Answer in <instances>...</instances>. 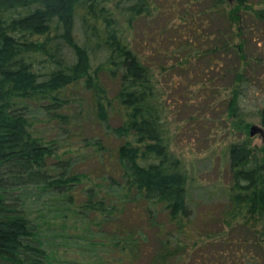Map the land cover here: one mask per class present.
Wrapping results in <instances>:
<instances>
[{
	"label": "trees",
	"instance_id": "trees-1",
	"mask_svg": "<svg viewBox=\"0 0 264 264\" xmlns=\"http://www.w3.org/2000/svg\"><path fill=\"white\" fill-rule=\"evenodd\" d=\"M259 2L0 0V264H76L56 260L53 219L31 215L28 190L61 204L54 217L69 211L97 228L103 239L84 240L112 259L95 264L144 261L149 239L123 218L129 207L153 229L147 264H264V50L251 47L264 34ZM147 21L158 31L143 33L149 49L176 29L186 52L178 65L158 45L155 59L137 51L133 37ZM189 57L205 58L202 75L177 79L201 112L192 123L222 122L233 135L225 203L205 236L192 224L189 175L173 148L180 129L163 91L166 71L185 69ZM32 107L50 131L37 127ZM96 126L102 138L85 134ZM85 150L98 162L93 171L81 167ZM154 208L166 221H155Z\"/></svg>",
	"mask_w": 264,
	"mask_h": 264
},
{
	"label": "rangeland",
	"instance_id": "rangeland-1",
	"mask_svg": "<svg viewBox=\"0 0 264 264\" xmlns=\"http://www.w3.org/2000/svg\"><path fill=\"white\" fill-rule=\"evenodd\" d=\"M259 1V0H253ZM256 7H264V0H261ZM166 14V13H165ZM167 16V14L165 15ZM175 22V20H174ZM146 25V26H145ZM142 23L137 28V33H135L134 43L138 52L146 53L151 59H155L157 55L154 54L153 47L157 46L161 53L167 51L168 65L179 62L186 56V52L182 49L180 42L177 40L176 29L175 31H166L164 37L155 40L153 46L150 49L147 46L146 39H142L143 33H148L147 30H151L149 33H154L155 36L158 35V31L152 29L149 22ZM144 29V30H142ZM173 32V33H171ZM175 33V35H174ZM161 34V35H163ZM173 34V35H172ZM153 36V35H152ZM169 36V40L165 37ZM189 38H193L194 34L189 32ZM255 40H259L258 46L256 41L251 43V47H257L258 50L253 49L252 53H256L264 50V34L256 35ZM150 42V41H149ZM177 47L179 49H177ZM144 49V51H143ZM190 62L186 64L185 69H181L175 66L164 74L176 81L170 84V80L166 81V87L163 89L165 91V97L172 103L173 116L171 121H173L172 129L176 131L180 129L179 133L173 140V148L175 152L181 156L187 168L189 175L188 183V204L191 209V220L192 224L200 229L203 236L217 229L216 217L222 206L225 203V185L228 182L227 176V153L226 145L230 142L231 136L227 134V129H222L216 126V124H211L210 120L201 122L205 123L204 129H202L198 122L192 123L199 116L201 117V112L197 110V106L192 103L190 99L185 95V84L181 81L180 83L177 79L181 80V77H197L202 75V69L205 67V58L200 57L197 59L190 58ZM188 61V58L185 59ZM261 77L259 80L262 85H264V70L261 71ZM163 77V76H162ZM180 84V85H178ZM264 87V86H263ZM190 90V89H189ZM187 91V93L189 92ZM174 102V103H173ZM31 113L36 119V125L41 130L50 131L51 125H48L45 114L39 108L32 107ZM189 118L190 120H187ZM212 115H208L207 119H211ZM215 117L212 118L214 121ZM115 118L110 119V123L115 124L113 121ZM218 121V120H217ZM257 125L259 123L255 122ZM91 127H86L85 134L87 136L102 138L103 131L99 126L90 129ZM53 129V128H52ZM52 133V132H51ZM57 138L61 139L63 135L53 132ZM253 142L261 143L260 136L256 134L253 137ZM85 156V162L81 163V167L84 170H95L98 166V162L93 156L91 150H85L82 152ZM28 207L32 216L44 215L45 218H51L53 223V229L49 231L54 233L55 239L53 249L55 250L56 260H66L74 261L76 264H95L99 257L105 259H112V253L105 252L104 249L100 247L92 248L87 244L88 239H95L99 241L103 239L101 234L97 233V228L81 218L79 215L71 212H64L66 218H61V216H53L56 213L55 209L61 204L49 198L48 194L38 193V191L28 190L26 192ZM50 199V200H49ZM153 210V211H152ZM152 214L156 222L166 221L165 212L161 209H152ZM128 224H140L142 226L141 230L146 232V238L149 239L148 249L145 251L144 261L139 264H147L150 254L153 250V245L151 239H153V229L149 226L147 221H142L139 213L136 210L129 207L127 212L123 217ZM65 222V226L61 227V223ZM103 229V228H102ZM60 234V237L58 235ZM67 235L70 239H75L74 242H69L62 240L61 238ZM94 237H93V236ZM84 239H87L86 241ZM89 245V246H88ZM208 250V249H207ZM212 249L210 253L213 251ZM195 264V263H194Z\"/></svg>",
	"mask_w": 264,
	"mask_h": 264
},
{
	"label": "water",
	"instance_id": "water-1",
	"mask_svg": "<svg viewBox=\"0 0 264 264\" xmlns=\"http://www.w3.org/2000/svg\"><path fill=\"white\" fill-rule=\"evenodd\" d=\"M258 133H262L261 127H259L256 124L255 125H252L250 127V136H254V135L258 134Z\"/></svg>",
	"mask_w": 264,
	"mask_h": 264
}]
</instances>
